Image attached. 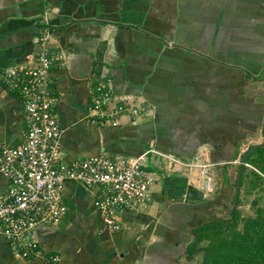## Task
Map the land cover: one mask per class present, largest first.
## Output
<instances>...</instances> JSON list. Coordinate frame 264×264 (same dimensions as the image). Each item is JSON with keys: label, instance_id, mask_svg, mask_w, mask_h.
<instances>
[{"label": "crops", "instance_id": "obj_1", "mask_svg": "<svg viewBox=\"0 0 264 264\" xmlns=\"http://www.w3.org/2000/svg\"><path fill=\"white\" fill-rule=\"evenodd\" d=\"M254 26L264 36V0H0V67L30 61L45 29L63 56L51 69V90L64 161L100 154L130 159L155 150L146 162L154 169L149 199L118 213L120 230L103 227L94 206L97 189L67 180L60 190L65 217L31 233L42 255L18 259L0 235V264H48V253L59 254V264H186L180 250L191 239L182 238L181 230V239L175 236L174 228L188 226L177 215L197 223L191 210L206 193L182 163L199 161V149L210 144L188 135L207 120L188 105L200 87L213 88L214 80L234 75L203 49L235 57L229 50L243 45L241 37ZM101 75L112 79L116 97H130L137 115L124 114L116 126L92 121L90 89ZM231 90L233 85L226 93ZM228 105L222 102L220 109H235ZM24 129L22 100L0 80V144L21 143ZM233 173L228 169L226 183L235 185ZM8 185L0 173V193Z\"/></svg>", "mask_w": 264, "mask_h": 264}, {"label": "built area", "instance_id": "obj_2", "mask_svg": "<svg viewBox=\"0 0 264 264\" xmlns=\"http://www.w3.org/2000/svg\"><path fill=\"white\" fill-rule=\"evenodd\" d=\"M36 43L30 61L0 67V80L19 95L24 111L22 142L14 146L0 144V173L9 180L7 189L0 193V235L18 259L42 255L31 233L38 225L56 226L65 217L67 206L60 190L67 180L97 189L94 206L103 227L110 231L121 228L119 212L134 210L149 199L154 182V172L146 165L147 154L152 150L130 159L105 154L69 162L62 159V130L54 110L51 69L63 62V56L46 29L37 34ZM126 113L138 114L131 106L130 97H116L112 79L98 76L90 89L92 121L116 126ZM195 166L205 172L207 165ZM209 184L207 177L204 188ZM45 259L48 264H59L60 255L48 253Z\"/></svg>", "mask_w": 264, "mask_h": 264}, {"label": "trees", "instance_id": "obj_3", "mask_svg": "<svg viewBox=\"0 0 264 264\" xmlns=\"http://www.w3.org/2000/svg\"><path fill=\"white\" fill-rule=\"evenodd\" d=\"M41 27H38L39 30ZM249 76L243 77L241 75L239 77L235 75L236 83L233 87L235 89L236 87L245 88L247 80L250 81L249 78L251 76ZM233 104L235 109L231 107L230 109H219L215 112L212 127H208L211 119L207 118L206 121L208 122L204 119V123L201 126L187 132L191 137L207 140L210 144L212 143L211 145H215L216 148L213 149L211 159L216 164L215 168L221 172L220 174L223 178L226 177L228 166L220 164V162H227L236 158L239 147L238 141L245 137L247 131H250V129L245 128L243 122L249 120L252 115L254 116L260 110L257 109L258 104L241 95L236 97V99L230 97L229 105L232 106ZM225 146L226 148H224ZM151 150L152 154L155 150ZM181 159L187 160L184 156ZM247 163L258 170L253 171V179L248 180V174L245 172L247 167H245L241 184L246 193H250L254 188H258V192H260V195L252 201V206L255 207V214L240 217L239 210L230 208L231 216L229 220L212 219L194 227V235L190 233L193 237L192 240L183 242V249L185 250L188 247V258L192 256V253L202 252L201 264H264V147L254 149L247 158ZM148 168L154 172L152 167L148 166ZM238 168L239 165L236 168V173ZM213 198L205 199L197 204L191 212L195 213L199 220L210 215L212 205L216 203L215 210L218 203H220V200ZM259 201L262 203L261 206L258 205ZM239 203L240 199H238ZM240 224L241 226L238 227ZM188 258H186V264H191L192 262Z\"/></svg>", "mask_w": 264, "mask_h": 264}, {"label": "rangeland", "instance_id": "obj_4", "mask_svg": "<svg viewBox=\"0 0 264 264\" xmlns=\"http://www.w3.org/2000/svg\"><path fill=\"white\" fill-rule=\"evenodd\" d=\"M261 28L259 26H254L253 32L248 33L245 36L241 37V40L243 41L242 44H238L237 50H229L230 53H237L235 57H224L220 55L219 51L214 50V51H209L206 49H203V53L205 55H209L212 58L219 59L223 63H226L227 67L231 70V72H234V75L229 77V79L225 80H219L216 79L212 82V87L213 88H207V87H200L198 89V96L195 100L192 102H189L188 109L196 110L201 113H205L204 118H210L211 123L208 125V127H212L214 122H212L215 117V112L222 107V102H225L226 105L230 104V99L228 98L229 95L234 96V99L238 96H242L244 98H249L255 103L261 104L262 109H260L258 112L252 115L250 119L247 121L245 120L243 122V125L250 124V131H247L246 135L244 138H242L239 143V147L237 150V156L233 160H228L227 162H220V164H225L228 166V169L232 170L233 175L232 179L235 177V169L240 163L241 160V154L244 153V151L251 145L255 143H261L264 139L263 135V121H264V83H256V84H250L248 90L244 89H235L231 90L228 93H226V90L228 88H231V85H234L236 83V79L232 77L237 75H242V72L244 74L243 69L251 72L253 77H256L255 75H260L262 68L264 67V36L262 33H260ZM232 41V38L231 40ZM246 56V57H244ZM243 57V58H241ZM222 72H225V69L221 65ZM236 67V68H235ZM247 75V74H246ZM241 77V76H240ZM233 81V83H230ZM249 80H247V83ZM203 91V92H202ZM202 92V93H201ZM202 94V95H201ZM220 101V102H219ZM214 102L218 103V105L213 104ZM208 104L206 107L204 104ZM201 105L202 109L197 108V106ZM229 108V105L227 106ZM245 116V115H244ZM214 117V118H213ZM247 121V122H246ZM246 127V126H245ZM212 144V143H211ZM215 145H204L203 148L199 149V153L201 154V157H199V161L194 160L189 163H182L184 165L189 164L188 167L190 169V176H194L195 181H197L198 184H203L206 183L207 177L210 178V184L208 188H204V191L206 193V198H212L213 199H218L220 200V203H218V206L215 208L216 205L213 204L210 210V215H207L206 217L202 218L201 220H197V223L193 222L190 218H186L183 214V212H179L180 214L177 215V217L180 218L182 222H187L188 226L181 225L177 229L174 228V234L176 237L181 239V234L178 230H181L182 238L188 239V241L192 238H190L187 234L191 233V229H193L196 226L201 225L204 222H209L212 219H227L229 220L231 214L229 212V209L232 207V202L233 198L231 197H225V195L229 194L234 195L235 192V185L234 181H231V184H229L224 181L223 176L220 174L221 172L215 168V163L212 162L211 156L213 153V149H215ZM226 148V146L224 147ZM228 155V154H226ZM219 156V155H217ZM223 160V159H220ZM195 164H205L207 165L205 167V172H200V168L198 166H195ZM209 164H213L210 166ZM198 167V168H197ZM188 169V168H187ZM192 169V170H191ZM228 169L227 173L228 174ZM253 171H258L256 167H254L251 164H248L247 170L245 171L248 176V180L253 179ZM231 173V172H230ZM231 180V179H230ZM205 187V186H204ZM228 187V188H226ZM209 189V190H208ZM228 189V191H227ZM227 193V194H226ZM260 195V192H258V188H254L251 190L250 193H246L244 187L241 186L240 188V194H239V199L240 203L237 205L236 209L239 210L240 217H247V216H252L255 214V207L252 206V201L255 199L257 196ZM223 199V200H221ZM258 205L261 206L262 203L261 201L258 202ZM190 223H192L190 225ZM241 224L238 226L240 227ZM202 244V243H201ZM204 244V242H203ZM182 252V255L184 254L185 250ZM197 262L195 264H201V257H202V252L197 253ZM191 258V257H190ZM190 260V259H189Z\"/></svg>", "mask_w": 264, "mask_h": 264}, {"label": "water", "instance_id": "obj_5", "mask_svg": "<svg viewBox=\"0 0 264 264\" xmlns=\"http://www.w3.org/2000/svg\"><path fill=\"white\" fill-rule=\"evenodd\" d=\"M167 44V43H165ZM264 78V76H263ZM263 127H264V121H263ZM258 147H264V141L261 143H255V144H251L242 154L240 163H239V168H238V172H237V176H236V182H235V192H234V198H233V202H232V209H236L237 205H238V199H239V194H240V188H241V184H242V175L244 172V168L248 166L247 163V158L249 157V155L251 154V152L258 148ZM191 233L192 235H194L193 233V229H191ZM187 250L188 247H186V251L184 252V256L186 258L187 257ZM189 259V258H188Z\"/></svg>", "mask_w": 264, "mask_h": 264}, {"label": "flooded vegetation", "instance_id": "obj_6", "mask_svg": "<svg viewBox=\"0 0 264 264\" xmlns=\"http://www.w3.org/2000/svg\"><path fill=\"white\" fill-rule=\"evenodd\" d=\"M244 57H246V56H244ZM241 58H243V57H241ZM236 68V67H235ZM242 71H244V74H243V72H242V76L243 77H247V75L250 77L249 79H250V81L248 82V83H246V87L245 88H239V87H236V89H244V90H248V88H249V86H250V84H252V82H253V84H256L257 82L258 83H264V78H263V76H264V67L262 68V70H261V73H260V75H255L256 77H253V75H251L252 73L250 72L249 73V71H247V70H245V69H243ZM247 74V75H246ZM239 77L241 76V75H239V73L237 74ZM252 79V80H251ZM248 87V88H247ZM256 104H258V103H256ZM258 108L257 109H262V105L261 104H258V106H257ZM248 121V120H247ZM246 121V122H247ZM245 128L246 129H249L250 128V124L248 123V124H246L245 123ZM245 129V130H246ZM263 141H264V139H263ZM262 141V142H263ZM249 164V163H248ZM232 206V205H231ZM231 209H232V207H231ZM232 210H236V209H232Z\"/></svg>", "mask_w": 264, "mask_h": 264}]
</instances>
